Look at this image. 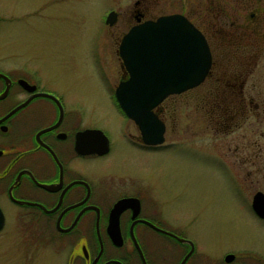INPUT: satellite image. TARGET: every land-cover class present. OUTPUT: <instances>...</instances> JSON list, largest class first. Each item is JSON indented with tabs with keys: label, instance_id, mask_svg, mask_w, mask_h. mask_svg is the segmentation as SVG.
<instances>
[{
	"label": "flooded vegetation",
	"instance_id": "af4514ba",
	"mask_svg": "<svg viewBox=\"0 0 264 264\" xmlns=\"http://www.w3.org/2000/svg\"><path fill=\"white\" fill-rule=\"evenodd\" d=\"M152 4L135 0L128 18L116 9L109 12L116 13L114 25L106 23L109 14L105 20L109 29L123 20L127 26L118 30L111 53L119 66L111 98L123 119L134 124L120 130L132 150L127 160L112 165L116 142L65 89L47 87L28 69L0 68L5 76L0 77V208L5 226L11 204L28 224L39 222L45 240L65 253L64 264H264V240L207 254L189 218L176 219L159 195L152 159L171 145L166 133L173 103L190 100L188 92L194 89L169 96L155 110L166 125L162 145L145 144L117 103L116 88L129 77L119 55L123 37L140 23L166 16L149 14ZM172 14L188 19L208 44L211 69L199 86L207 130L219 137L221 147L241 156L235 165L247 168L231 179L264 233V218L252 208L254 196L264 194V0H186ZM91 130L108 138L106 154L91 152L102 143ZM138 157H145L146 165H139ZM255 170L262 173L256 179Z\"/></svg>",
	"mask_w": 264,
	"mask_h": 264
},
{
	"label": "rangeland",
	"instance_id": "374dc122",
	"mask_svg": "<svg viewBox=\"0 0 264 264\" xmlns=\"http://www.w3.org/2000/svg\"><path fill=\"white\" fill-rule=\"evenodd\" d=\"M151 1L148 13L156 16L180 12L186 3ZM134 2L0 0V68L28 69L37 72L47 87L65 89L67 97L83 105L96 126L116 142L112 165L132 153L120 130L134 128V124L123 119L111 98L119 75L118 61L111 53L118 30H127L126 22L109 29L105 20L116 9L128 18ZM189 94L190 100L173 103L174 114L167 119L166 143L170 147L152 159L166 210L176 219L189 218L190 227L200 235V248L207 254L239 242L264 240L245 196L231 179L247 167L235 165L241 156H234L227 145L221 147L219 137L207 130L209 122L199 99L202 89ZM137 159L139 165H146L145 157ZM261 175L255 170V179ZM7 207L10 213L0 232V264H64L65 253L45 240L39 222L30 225L26 216L15 214L13 205Z\"/></svg>",
	"mask_w": 264,
	"mask_h": 264
},
{
	"label": "water",
	"instance_id": "95a60500",
	"mask_svg": "<svg viewBox=\"0 0 264 264\" xmlns=\"http://www.w3.org/2000/svg\"><path fill=\"white\" fill-rule=\"evenodd\" d=\"M116 22V13L106 23ZM119 55L129 74L116 88L115 96L122 112L139 128L147 145L165 142L166 125L155 111L169 96L199 87L211 69V54L202 33L183 15L172 14L134 26L123 37ZM0 77H4L0 74ZM44 96L53 98L48 94ZM90 134L101 139L91 152L109 151V140L100 130ZM254 212L264 218V194L258 192L252 202ZM5 215L0 208V232Z\"/></svg>",
	"mask_w": 264,
	"mask_h": 264
}]
</instances>
